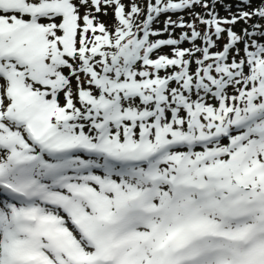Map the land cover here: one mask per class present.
<instances>
[{
  "label": "snow or ice",
  "instance_id": "6c2138e0",
  "mask_svg": "<svg viewBox=\"0 0 264 264\" xmlns=\"http://www.w3.org/2000/svg\"><path fill=\"white\" fill-rule=\"evenodd\" d=\"M253 2L0 0V264H264Z\"/></svg>",
  "mask_w": 264,
  "mask_h": 264
},
{
  "label": "rangeland",
  "instance_id": "374dc122",
  "mask_svg": "<svg viewBox=\"0 0 264 264\" xmlns=\"http://www.w3.org/2000/svg\"><path fill=\"white\" fill-rule=\"evenodd\" d=\"M238 2H239V0H220V3L216 4V6H215V11L218 12L219 15H220L221 17H229V16H230V13L226 10V9H227V6H228L229 4H231V5H232V12L235 13V12L237 11L236 5H237ZM258 4H259V0H254V2H253V8L257 7ZM246 10H248V9H246ZM194 11H195V12H200V13L203 14L204 9H202V8H200V7H196V8L194 9ZM170 15H172V19H173V20H176L177 17H178L179 15H183V17H184V19H185L186 21H190V20L193 19L192 14L189 13V12H187V11H185V12H183V13L170 14ZM166 18H167V17H166L165 15H161V16L159 17V22L154 23L153 27H154V28H157V29H162V28L164 27V21H165ZM100 19H101V20H102L107 26L111 27V25H112V23H113L112 11L109 9V11H108V15H107V16H100ZM254 19H255V18H254ZM244 27H247V25H244L243 22H241V23H239L238 25H236L235 30H236L237 32H240L241 29L244 28ZM197 28H198V30H201V31H202V30H203V25H200L199 22H197ZM182 31H190V30H188V29H180V28H177V29H175V32H174V34H173L174 37H175V38H178L179 35H180V33H181ZM158 38H161V39L168 38V34L165 33L164 36H162V37H158ZM224 42H226V38H225L224 41H220V42H218V43H219V44L221 45V47H222V45H223ZM189 46H190V45H188L187 43H185V44L182 45V47H189ZM242 47H243V46L241 45V49H242ZM217 50H220V48H218V49H214V51H217ZM163 51L167 52L168 49H163ZM242 55H243V51L241 50V56H242Z\"/></svg>",
  "mask_w": 264,
  "mask_h": 264
}]
</instances>
